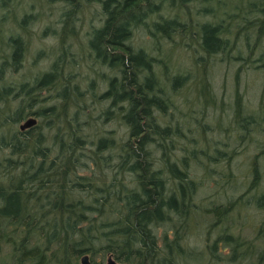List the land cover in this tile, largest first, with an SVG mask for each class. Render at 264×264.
Wrapping results in <instances>:
<instances>
[{
  "label": "rangeland",
  "instance_id": "374dc122",
  "mask_svg": "<svg viewBox=\"0 0 264 264\" xmlns=\"http://www.w3.org/2000/svg\"><path fill=\"white\" fill-rule=\"evenodd\" d=\"M106 1L0 0V156L24 163L20 167L25 168L26 156L14 153L12 147L19 144L30 152L36 145L48 151L60 127V133L83 138L84 146L102 153L95 162L83 161L79 177L110 172L117 192V163L131 155L124 146L138 148L145 133L149 171H158L167 198L174 194L180 201L179 210L166 206L163 217L149 223L150 242L140 244L142 254L136 264H154L149 253L155 248L181 264H264V33L252 21L257 15L252 6L263 7L264 1L141 3L133 12L124 44L112 46L128 59L131 67L126 69L132 72L127 75L117 61H96L91 55L96 31L109 18ZM120 1L125 2L113 0L108 8ZM169 21L176 23L166 28ZM205 24L217 26L223 34L221 49L210 51L204 46ZM16 42L23 49L14 59ZM139 52L148 65H142L137 80L141 83L153 75L163 90L157 96L167 97L168 102L164 107L153 104L148 114L144 108V131L133 135L123 116L127 102L115 106L111 97L101 95L109 91L110 78L126 83V76L136 71L131 56ZM48 74H53L52 79L40 85ZM178 77L182 81L174 85ZM133 87L140 97L142 93ZM29 117L36 123L22 129L21 123ZM103 139L108 141L107 149L94 143ZM107 156L113 157L108 163ZM175 165L196 182L184 205ZM126 176L133 178L132 171ZM137 176L127 182L145 194L144 178ZM128 191L130 185L123 194ZM113 202L122 208L121 202ZM128 211L126 206L124 214ZM119 217L118 212L114 220L101 223ZM96 249L99 264H107L109 255H114ZM9 251L8 246L0 251V264H9ZM90 260L94 261L91 255Z\"/></svg>",
  "mask_w": 264,
  "mask_h": 264
},
{
  "label": "trees",
  "instance_id": "16d2710c",
  "mask_svg": "<svg viewBox=\"0 0 264 264\" xmlns=\"http://www.w3.org/2000/svg\"><path fill=\"white\" fill-rule=\"evenodd\" d=\"M111 1L113 0L105 2V8L109 9V18L105 26L96 31L91 55L96 61H117L124 67L121 71L127 75L132 72L131 68L129 72L126 69L128 59L112 46L124 44L123 38L128 36L129 25L135 19L136 13L133 12L141 7V3L146 2L151 6L154 1L125 0L120 1L115 8H108ZM251 1L241 0L240 5ZM127 5H130L129 11L126 10ZM149 6L139 10L149 9ZM252 7L257 12L252 21L259 27L258 30L264 33V4L263 7L258 4ZM175 23L169 21L164 26L169 28ZM202 28L203 44L208 50H219L224 46L223 34L218 33L217 26L205 24ZM16 43L12 54L14 59L21 55L23 49L21 42ZM131 63L136 71L131 77L126 76V83H120L117 77L110 78V89L102 93L101 97H111L115 106L127 102L126 106H122L123 116L133 127V135H138L144 131L141 124V119H144L143 109L145 108L144 112L148 114L153 104L164 107L168 101L167 97L161 100V96H157V92L163 93V90L155 83L153 75L147 76L145 82L140 83L137 80V73L141 71L142 65H148L145 55L140 52L132 55ZM52 76L53 74L46 75L40 85L52 79ZM181 81V77H178L174 85L180 84ZM127 83L131 86L126 87ZM133 85L142 93L140 97L135 95ZM59 130L54 134L55 144L51 145L52 149L48 151L39 149L36 145L31 153L27 152L26 147L19 148V144L12 147L14 153L19 152L20 155L26 156L25 168L24 163L14 164L11 158L0 156V251H3L5 246L10 248L6 258L9 264H81L84 254L93 257L92 264H99L95 259L98 246L106 252H112L117 259L127 262L125 264H136L142 254L141 245L148 246L150 242L149 223L161 219L166 206L179 210L180 201L174 194L167 198L168 191L165 190L158 171H149L150 163L144 155V146L149 136L144 133L138 148L133 149L125 144L124 148L129 150L131 155L123 157L119 160L121 162L117 163L116 170L118 166L120 168L114 175L119 188L116 192L110 172L96 171L91 176L79 177L78 169L85 164L83 161L95 162L98 157L101 158L99 155L102 153L95 154L84 146L80 142L83 138L60 133ZM94 143L104 149L109 146L105 139ZM111 158L113 157L107 156L104 159L108 163ZM185 160L184 157L182 161ZM187 163L188 160L183 164L189 169ZM54 168H57V171L51 173ZM172 169L174 174H179L178 185L184 205L190 190L192 196L196 182L190 179L188 172L180 170L176 165L172 166ZM127 171H132L133 178L126 176ZM138 174L142 176L140 179L144 178L141 182L145 194H141L133 184L127 182H133L134 177H139ZM72 176H75V179ZM148 177L150 178L147 179ZM127 185L132 187V191L123 194ZM80 186L86 187L84 191L77 189ZM114 199L123 204L122 208L116 206ZM113 206H116V210ZM126 206L129 211L124 214ZM230 209L231 206L224 211L228 212ZM118 212V220L101 223L106 218L114 220ZM152 239L154 240L153 237ZM104 241L107 242L106 246L100 247ZM149 254L154 264H181L178 259L175 261L158 248Z\"/></svg>",
  "mask_w": 264,
  "mask_h": 264
},
{
  "label": "water",
  "instance_id": "95a60500",
  "mask_svg": "<svg viewBox=\"0 0 264 264\" xmlns=\"http://www.w3.org/2000/svg\"><path fill=\"white\" fill-rule=\"evenodd\" d=\"M36 123V119L34 117L27 118L24 122L21 123V128L25 129L30 127ZM82 264H92L90 260V254H84L82 256ZM107 264H120L113 255H109Z\"/></svg>",
  "mask_w": 264,
  "mask_h": 264
}]
</instances>
